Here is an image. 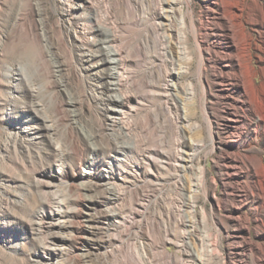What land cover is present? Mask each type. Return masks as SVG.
<instances>
[{
  "label": "rangeland",
  "instance_id": "1",
  "mask_svg": "<svg viewBox=\"0 0 264 264\" xmlns=\"http://www.w3.org/2000/svg\"><path fill=\"white\" fill-rule=\"evenodd\" d=\"M108 1L116 7V16L130 21L116 29L115 34L136 56L130 67L137 75L138 86L131 91L138 99L132 119L140 129L129 137L119 127L108 126L106 138L100 140L93 135L98 121L95 110L101 114L105 110L103 99L109 95V68L99 62L102 52L88 39L94 43L101 38L97 26H104V21L88 17L90 9H71L67 0H0V264H46L39 255L44 251L45 238L51 233L46 224H41L44 199L37 183L44 178L42 171L48 170L55 159L49 148L50 137L35 134L37 139L27 144L21 139L15 141L10 134L38 123L37 109L44 116H51L61 100H78L84 90L95 98L92 102L85 101L83 114L79 109H72V115L91 148L99 150L96 174L104 170L102 163L112 148L129 145L124 147L123 161L116 164L114 171L119 182L123 179L126 190L122 211L128 216L141 203L147 202L149 206L133 224L111 223L106 227L109 234L104 235L111 236L114 242L103 249L107 252L105 257L92 253L101 247L98 241L89 243L94 256L86 255L88 247L78 242L75 248L82 261L96 264H257L258 247L264 249V228L258 221L259 218L264 220V209L257 213L256 207L260 205L257 198L245 200L242 187L250 179L230 177L225 167L238 153H248L243 146L252 138V128L237 144L230 138L235 125L230 120L232 107L239 108L240 104L233 99L236 95L224 96V88L218 85L216 72L227 70L220 58L230 45L223 32L214 26L222 20L219 0H193L195 14L204 20L209 18L212 25L204 33L209 36L206 42L212 58L207 64L210 84L207 105L217 135L214 150L206 142V129L201 130L204 122L200 101H187L185 95V88L196 84L198 62L193 43L190 47L194 60L187 73H183L177 91L169 96L162 83L171 65L166 62L162 49L153 44L154 11L145 9L138 13L139 0ZM149 3L154 7L156 0H146V5ZM246 4L255 8L253 21L245 27L252 38V66L260 71L264 67V0H247ZM180 8L185 11V4L177 6ZM99 12L103 15L105 7ZM24 19L32 22L43 38L44 57L22 36V31L27 29ZM89 20L91 27L86 26ZM80 31V39L72 48L58 51L55 44L59 38L74 36ZM145 37H150L151 43L138 53V46ZM176 51L174 45L171 54L177 59ZM180 65L187 66L180 63L176 67ZM77 68L84 69L85 83L80 82ZM20 76L23 81L18 78ZM262 79L259 72V85ZM167 104L172 107V115L166 111ZM64 134L66 131L62 130L59 137L64 138ZM181 137L185 140L183 144ZM252 142L249 153L264 157V137L259 135ZM236 145L240 148L235 149ZM156 148L166 158V163H153L151 169L148 157ZM179 154L184 158L194 156L193 165L176 167ZM68 166L71 175L86 170L85 167L78 169L74 161ZM203 169L206 191L199 181ZM64 193L59 190L57 195ZM141 245L145 246V256L138 250ZM251 246H255V250ZM212 247H216V255H211Z\"/></svg>",
  "mask_w": 264,
  "mask_h": 264
},
{
  "label": "bare ground",
  "instance_id": "2",
  "mask_svg": "<svg viewBox=\"0 0 264 264\" xmlns=\"http://www.w3.org/2000/svg\"><path fill=\"white\" fill-rule=\"evenodd\" d=\"M139 1L141 4L138 7V13H143L145 9H148L153 10L155 14V22L152 26V32L155 36L153 44L158 49H162L166 62L171 65V68L166 69V76L162 83L169 96L177 91V85L183 73H187L188 66L194 60L190 47V43H193V50L197 54L198 62L195 73L196 84H189L185 88V95L187 101L196 99L200 101L204 122V127L201 126V130L202 128L206 129V142H209L214 150L217 135L207 105V96L210 91L207 64L212 58L210 57L211 48L206 42V36H209L208 33L207 35L204 33L209 26H212L211 21L209 18L204 20L195 14L193 0H156L154 7L150 3L149 6L146 5V0ZM246 1L219 0L222 20L214 26L223 32L230 45L226 50L227 52H224L220 58L225 63L227 70L216 73L219 77L218 85L224 88V96L236 95L233 99L240 104L239 108L232 107L230 120L235 125L230 138L237 144L244 139L245 133L252 128V138L243 146V149L248 153H238L232 158L233 164L232 162L226 164L227 175L230 177L246 176L250 179V182H246V186L242 187L244 190L242 191L245 193V200L247 201L250 198H257L260 204L256 207L258 213L264 209V157L249 153V151L253 145L252 140L259 135L264 137V67L258 71L252 66V38L245 26L253 21L255 8L253 5L246 4ZM67 2H69L71 9H90L91 14L88 13V17L90 16L98 22L102 19L105 23L104 26H97L101 35L98 41L93 43L91 39H88L102 52V59L99 62L106 64L109 68L107 79L109 95L103 99L105 103L103 114L99 110H95L98 121L94 126L93 135L102 140L107 136L108 126H117L126 136L130 137L133 132L140 129L132 119L138 99L131 91L136 90L138 86L136 84L137 75L130 67L136 61V56L133 51L122 45L119 37L115 34L116 29H120L123 24H128L130 21L126 17L116 16V7L109 5L108 0H67ZM180 4H185V11L183 8L177 9ZM101 7H105L103 15L99 12ZM246 11L248 13H245ZM25 26L27 29L22 31V36L29 45L40 51L41 56L44 57V40L38 33L36 26L26 20ZM86 26L91 27V21L86 23ZM81 31L75 32L74 36L68 35L59 38L58 44H55L58 46V51L72 48L76 43L75 41L80 39ZM150 43L151 38L145 37L138 46L137 52L140 53L142 48ZM174 45L177 47V59L171 54ZM216 55L218 56V53ZM180 63H185L187 66L184 68L180 65L177 68L176 64ZM259 72L263 78L260 85L257 82ZM76 74L80 82L85 83L84 69L77 68ZM18 78L23 81L21 76ZM157 85L159 84L157 83ZM30 94L34 96L32 91ZM94 98L88 91L84 90L78 100H61L51 116H44L37 109L36 116L40 118L38 123L23 126L20 132L10 134V137L15 141L21 139L27 144L37 139L35 134L38 137L49 136V148L55 155L52 166L48 170L42 171L44 178H40L37 182L44 199L40 218L41 224H46V228L51 232L43 242L44 251L40 252L39 255L43 263L46 264H96L95 262L85 263L82 261L81 256L77 254L75 245L80 242L88 247L86 250L88 256L95 254L98 257H105L107 252L103 249L114 242L111 236L104 235V233L109 234L106 227L111 223L133 224L136 222L137 216L143 215L149 206L147 202L141 203L128 216H125L122 211L124 207L122 204L123 195H125L126 190L123 179H120L122 182H119L114 171L116 164L123 161L124 147H130L129 145L112 148L110 155L102 163L104 170H100L96 174L99 165V150L95 147L91 148L88 140L76 127L75 117L72 115V109H79L83 114L85 101L92 102ZM166 111L170 115L173 113L172 107L168 104ZM180 116L177 118L180 119ZM198 128L200 130V127ZM62 130L66 131L64 138L59 137ZM183 142L185 140L181 137L180 143L183 144ZM200 147L202 146L200 145ZM234 148L239 149L240 147L236 145ZM148 158L151 169L153 163H166L164 160L166 158L157 148L149 153ZM193 159L194 156H185L184 158L179 154L175 160V166L180 168L191 167ZM225 159H227V155H225ZM70 161H74L78 169L85 167L86 170L82 174L71 175L68 166ZM202 174L199 181L206 191L204 169ZM100 188L102 191H99ZM59 190L65 191L63 196L57 195ZM132 207L133 203L130 208ZM258 221L264 228V220L259 218ZM140 228L142 229V223H140ZM96 236H100V239H95ZM95 241H98L101 247H98L99 249L92 254L89 250V243ZM251 248L255 250L256 247L251 246ZM258 249L260 254L255 256V260L257 264H263L264 249L261 246ZM138 250L143 256L146 255L144 245L138 247ZM216 251V247H212L211 255H216Z\"/></svg>",
  "mask_w": 264,
  "mask_h": 264
}]
</instances>
